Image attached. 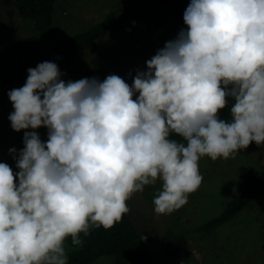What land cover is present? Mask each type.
I'll return each instance as SVG.
<instances>
[{"label":"clouds","instance_id":"1","mask_svg":"<svg viewBox=\"0 0 264 264\" xmlns=\"http://www.w3.org/2000/svg\"><path fill=\"white\" fill-rule=\"evenodd\" d=\"M183 20L131 86L44 61L8 92L24 147L18 171L0 162V264H68L66 241L113 228L145 186L161 182L153 210L170 215L199 190L201 158L264 144V0H190Z\"/></svg>","mask_w":264,"mask_h":264},{"label":"rangeland","instance_id":"2","mask_svg":"<svg viewBox=\"0 0 264 264\" xmlns=\"http://www.w3.org/2000/svg\"><path fill=\"white\" fill-rule=\"evenodd\" d=\"M14 0H0V162L14 172L16 156L24 147V132L10 126L13 111L8 92L22 87L27 69L39 61L55 57L63 42L101 21L107 12L132 0H59L54 13V33L44 38L17 15ZM179 29H171L165 13L148 19H133L101 39L93 48L76 57L61 73L65 81L97 78L101 82L110 74L123 78L129 85L137 70H146L151 59L164 44L175 39ZM131 74V75H130ZM46 142L48 130L36 129ZM16 149L10 154L9 149ZM264 164V144L251 153L241 150L235 158L212 161L203 157L199 171L203 182L188 197V203L170 215L154 213L153 199L161 182L147 185L127 202L140 232L147 236L160 264H183L162 251L161 238L167 232L185 234L192 249L189 264H264V192L232 220L205 231L196 228L219 215L226 203L237 194V167L257 168ZM73 250L66 244V252ZM93 264H114L105 257Z\"/></svg>","mask_w":264,"mask_h":264},{"label":"trees","instance_id":"3","mask_svg":"<svg viewBox=\"0 0 264 264\" xmlns=\"http://www.w3.org/2000/svg\"><path fill=\"white\" fill-rule=\"evenodd\" d=\"M58 2L59 0L13 1L17 15L26 20L32 30L44 38H50L54 33V13ZM189 3L190 0H132L117 6L107 12L101 21L68 37L62 44L63 49L58 51L55 57L43 59L39 63L54 62L61 72L76 57L136 18L148 19L153 15L165 13L171 29H186L183 14ZM230 106L231 101L229 108L221 111L222 118L230 119ZM257 148L258 145L253 142L243 151L251 153ZM235 185L237 194L226 203L219 215L198 226L196 228L198 231L220 227L229 222L264 192V164L254 169L245 165L238 166ZM81 239L84 243L77 247L72 246L70 238L66 241L68 246L73 247L68 253V264H93L105 257L112 258L114 264H160L155 258L147 236L140 232L131 212L113 228L92 229L88 236L81 234ZM161 244L162 251L167 256L176 257L183 264L191 262L192 249L185 234L167 231L161 238Z\"/></svg>","mask_w":264,"mask_h":264}]
</instances>
